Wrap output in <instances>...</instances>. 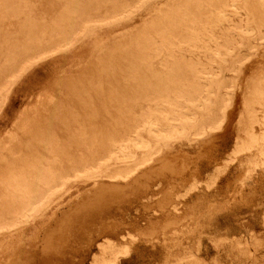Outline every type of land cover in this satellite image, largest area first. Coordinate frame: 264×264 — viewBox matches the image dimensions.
<instances>
[{
	"label": "rangeland",
	"instance_id": "1",
	"mask_svg": "<svg viewBox=\"0 0 264 264\" xmlns=\"http://www.w3.org/2000/svg\"><path fill=\"white\" fill-rule=\"evenodd\" d=\"M234 3L0 0V185L51 139H119L99 177L0 234V264H94L106 243L118 264H264V0Z\"/></svg>",
	"mask_w": 264,
	"mask_h": 264
},
{
	"label": "bare ground",
	"instance_id": "2",
	"mask_svg": "<svg viewBox=\"0 0 264 264\" xmlns=\"http://www.w3.org/2000/svg\"><path fill=\"white\" fill-rule=\"evenodd\" d=\"M236 4L238 0H233ZM242 1V0H241ZM203 2V1H202ZM215 2V0H214ZM220 2V1H219ZM244 2V1H243ZM256 2V1H255ZM199 3V2H198ZM197 3V4H198ZM209 3V2H208ZM234 3V4H235ZM222 4V2H221ZM235 4V7H236ZM213 5V3H212ZM190 6V5H189ZM202 6V5H201ZM229 6V5H227ZM200 8V3L199 6ZM206 7V6H205ZM234 7V8H235ZM196 8V7H195ZM203 8V6H202ZM219 8V6H218ZM191 9V6H190ZM201 9V8H200ZM202 10V9H201ZM200 10V11H201ZM199 11V12H200ZM197 12V11H196ZM203 12V11H202ZM185 13V12H184ZM204 13V12H203ZM225 14V13H224ZM187 15V14H186ZM190 15V14H189ZM188 16V15H187ZM192 16V15H191ZM193 17V16H192ZM191 17V18H192ZM248 17V16H247ZM190 18V19H191ZM193 20V19H192ZM200 20V18H199ZM260 21V19H259ZM189 22V21H188ZM264 23V22H263ZM183 25V24H182ZM188 28V27H187ZM262 28V27H261ZM248 30V29H247ZM240 31V30H239ZM261 31V30H260ZM259 32V31H258ZM240 34V33H239ZM252 34V33H251ZM239 37V36H238ZM224 46V45H223ZM247 46V45H246ZM144 47V46H143ZM252 47V46H251ZM220 52V51H219ZM236 53V52H235ZM217 59V58H216ZM243 59V58H242ZM220 60V59H219ZM243 61V60H241ZM227 62V61H226ZM240 62V60H239ZM219 63V62H218ZM237 63V62H235ZM235 67V64H233ZM233 67V68H234ZM235 69V68H234ZM233 70V69H231ZM174 71V68H173ZM175 72V71H174ZM171 73V72H170ZM177 73V72H176ZM178 75V73H177ZM169 76V74H168ZM189 76V75H188ZM191 77V74L189 78ZM172 80V79H171ZM191 80V79H190ZM195 81V80H194ZM264 82V80H263ZM171 83V82H170ZM173 85V83H171ZM4 86V85H3ZM259 89V88H258ZM174 90V88H173ZM257 90V89H256ZM264 91V89H261ZM167 93H171L167 92ZM264 94V93H263ZM252 95V94H251ZM257 97H262L261 92H256L254 94ZM253 96V95H252ZM251 96V97H252ZM157 97V96H156ZM154 96L155 99H158ZM165 97V96H164ZM264 97V96H263ZM165 99V98H164ZM252 98H250L251 101ZM167 100V99H166ZM263 100V98L259 99ZM257 101V100H256ZM263 102V101H262ZM256 103V102H255ZM248 104V103H247ZM261 104V103H260ZM199 105V104H197ZM253 104L249 105L252 107ZM255 105V104H254ZM248 107V106H247ZM263 108V107H262ZM248 109V108H247ZM253 111V109H252ZM111 114V113H110ZM122 114V113H121ZM115 117V116H114ZM124 117V116H123ZM117 118V117H115ZM121 118V117H120ZM118 120V119H117ZM138 124V123H137ZM131 126H133L131 124ZM141 126V124H140ZM129 128V126H125ZM134 127V126H133ZM142 127V126H141ZM138 128V127H137ZM135 128V129H137ZM182 129V127H180ZM113 129V128H111ZM131 129V128H130ZM128 129L131 133V130ZM184 129V128H183ZM125 130V131H128ZM133 130V129H132ZM185 130V129H184ZM187 131V130H186ZM134 132V131H133ZM126 133V132H125ZM183 133H187L184 132ZM254 133V132H253ZM129 134V133H127ZM126 134V135H127ZM125 135V136H126ZM254 135V134H253ZM119 136V135H118ZM130 136V135H129ZM171 136V135H170ZM257 136V135H256ZM128 139V136H126ZM177 137V136H176ZM124 138V136L122 137ZM139 138V136H138ZM118 138L115 136L114 132L111 130H107L105 137H100L99 131L90 130L88 132L78 133L76 136H72L67 142L61 143L58 140L51 139L47 141L46 152L49 154L48 163L42 168H32L26 170H15L10 171L11 175L6 181L2 182L1 186V194H0V234H17L27 228L34 220L37 218L38 214H40L50 202V198L54 195L56 191H59L63 188L65 182H69L71 180H78L79 178L91 179L92 177H97L99 173H103L101 162L106 158H110L115 152L112 149V143L117 142ZM126 140V138H124ZM172 140V139H171ZM132 141V140H131ZM140 141V140H139ZM138 141V142H139ZM259 141L258 137H254L251 139L249 146L255 145ZM120 143L122 142L119 141ZM134 142V141H133ZM133 142H130L133 144ZM136 142V141H135ZM141 142V141H140ZM119 143V146H120ZM137 143V142H136ZM144 143V142H143ZM123 144V143H121ZM144 145V144H143ZM123 146V145H122ZM128 147V145H126ZM147 146V145H146ZM130 147V146H129ZM72 148H76L80 151V155H74ZM122 148V147H121ZM247 148V147H246ZM14 149V148H13ZM118 149V148H117ZM116 149V150H117ZM240 149V148H239ZM245 148L240 150L243 151ZM119 150V149H118ZM127 150V149H126ZM12 151V150H11ZM120 151V150H119ZM128 151V150H127ZM14 151H12L13 153ZM118 152V151H117ZM123 152V151H122ZM134 152V151H133ZM15 153H18L16 151ZM122 154V153H121ZM120 155V154H119ZM124 155V153H123ZM126 155V154H125ZM124 155V157H125ZM5 156V155H4ZM118 156V155H117ZM121 156V155H120ZM128 156V154H127ZM132 156H134L132 154ZM131 156V157H132ZM138 156V155H137ZM129 157V156H128ZM136 157V156H135ZM143 157V156H142ZM141 157V158H142ZM35 158V157H34ZM45 158V156H44ZM121 158V157H120ZM140 158V157H139ZM33 159V158H32ZM36 159V158H35ZM34 159V161H35ZM38 159V158H37ZM42 159V158H41ZM45 159V160H46ZM128 159V158H126ZM135 159V158H134ZM137 159V158H136ZM136 159L134 160L136 163ZM20 160V159H19ZM44 160V162H45ZM133 159H131L132 161ZM150 160V158H149ZM152 160V159H151ZM33 161V160H32ZM134 161L132 164H134ZM139 161V160H138ZM141 161V160H140ZM16 162V161H15ZM20 162V161H19ZM27 162V161H25ZM38 162V161H36ZM35 162V163H36ZM126 161L125 163H127ZM151 163V161H149ZM17 163V162H16ZM23 164V162H21ZM20 163V164H21ZM30 163V161H29ZM46 163V162H45ZM112 163V161H111ZM139 163V162H137ZM149 163V164H150ZM8 164V163H7ZM15 164V163H14ZM12 164V165H14ZM19 164V163H18ZM122 164V163H121ZM129 164V162H128ZM131 164V163H130ZM141 163H139L140 165ZM29 165V164H28ZM31 165V163H30ZM36 165V164H35ZM43 165V164H42ZM124 165V164H122ZM135 165V164H134ZM138 165V166H139ZM168 165V164H167ZM11 166V164L9 165ZM19 166V165H18ZM37 166V165H36ZM108 165V168H110ZM114 166V165H113ZM120 166V165H119ZM148 166V165H147ZM169 166V165H168ZM167 166V167H168ZM23 167V166H22ZM20 167V168H22ZM30 167V166H29ZM38 167V166H37ZM116 167V166H115ZM137 167V165L135 166ZM140 167V166H139ZM3 168V167H2ZM1 168V169H2ZM27 168V167H26ZM105 168V167H104ZM108 168L106 170H108ZM125 168V167H124ZM128 168V166H127ZM131 169L121 170V171H112L113 173L108 174L113 181L118 179L127 180L132 172L135 173L134 167H130ZM143 167H141L142 169ZM11 169V168H10ZM19 169V168H17ZM25 169V168H23ZM111 169V168H110ZM119 168L118 170H120ZM105 170V171H106ZM7 171V169H6ZM9 171V170H8ZM2 172V171H0ZM106 173V172H105ZM104 173V175H105ZM137 173V172H136ZM135 173V174H136ZM103 175V174H102ZM143 175V174H142ZM4 175H1V177ZM106 176V177H107ZM135 176V175H134ZM99 177V176H98ZM101 177V176H100ZM133 177V176H132ZM4 178V177H3ZM6 178V177H5ZM1 179V178H0ZM95 180V179H94ZM98 180V179H97ZM130 181V180H129ZM128 182V181H125ZM84 184V183H83ZM192 185V184H191ZM191 188V187H190ZM65 189V188H64ZM64 191V190H62ZM61 193V192H59ZM190 195V194H189ZM52 200V199H51ZM177 206V205H176ZM47 209V208H46ZM178 209V208H177ZM41 215V214H40ZM39 215V216H40ZM173 226V225H171ZM173 231H175L173 229ZM180 232V231H179ZM175 233V232H174ZM178 233V232H177ZM163 236H165L164 241L170 237L169 232H162ZM170 234V235H169ZM173 234V233H172ZM62 238V234L60 235ZM58 239H60L58 237ZM136 239V238H135ZM156 239L155 237L153 240ZM52 240V239H51ZM160 240H162L160 238ZM169 240V239H168ZM108 241V239H107ZM155 241V240H154ZM163 241V242H164ZM167 242V241H166ZM165 242V244H166ZM258 242V241H257ZM54 243V242H53ZM176 243V241H175ZM164 244V245H165ZM172 244V243H171ZM131 245V244H129ZM170 242L168 243V247ZM177 245V244H176ZM170 248V247H169ZM184 249V248H183ZM102 256L96 257L94 261L96 263H110L113 264L117 261L118 257L123 254H128V249L125 246H115L112 243H106L101 248ZM175 250V249H174ZM187 252V251H185ZM183 252V253H185ZM110 253V259H107V255ZM172 253V252H171ZM170 253V254H171ZM181 254V253H180ZM186 254V253H185ZM176 255V253H175ZM174 255V256H175ZM182 255V254H181ZM180 255V256H181ZM194 255V254H193ZM192 255V256H193ZM189 256V255H188ZM106 257V258H105ZM176 257V256H175ZM169 258V257H168ZM190 259V258H189ZM192 259V258H191ZM186 260V259H185ZM195 259L190 260L188 264H194ZM173 264H186L185 261L173 262Z\"/></svg>",
	"mask_w": 264,
	"mask_h": 264
},
{
	"label": "crops",
	"instance_id": "3",
	"mask_svg": "<svg viewBox=\"0 0 264 264\" xmlns=\"http://www.w3.org/2000/svg\"><path fill=\"white\" fill-rule=\"evenodd\" d=\"M101 251H102V250H101ZM110 255H111V254L108 253V255L106 256L107 259L112 258ZM101 256H102V252L100 253V255H99L98 257H101ZM109 256H110V258H109ZM120 256H121V255H120ZM120 256L118 257L117 261H116L115 263H113V264H118V263H119V261H120ZM106 257H105V258H106ZM95 258H96V257H95ZM95 258H94V260H96ZM94 260H93V263H94V264H110V263H96V261H94Z\"/></svg>",
	"mask_w": 264,
	"mask_h": 264
}]
</instances>
